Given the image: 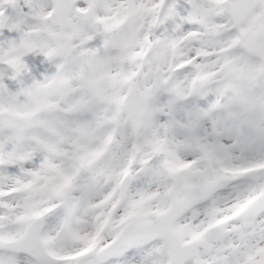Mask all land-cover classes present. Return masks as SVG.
Returning <instances> with one entry per match:
<instances>
[{
	"label": "snow or ice",
	"instance_id": "snow-or-ice-1",
	"mask_svg": "<svg viewBox=\"0 0 264 264\" xmlns=\"http://www.w3.org/2000/svg\"><path fill=\"white\" fill-rule=\"evenodd\" d=\"M0 264H264V0H0Z\"/></svg>",
	"mask_w": 264,
	"mask_h": 264
}]
</instances>
